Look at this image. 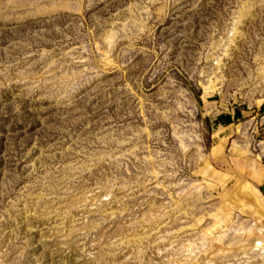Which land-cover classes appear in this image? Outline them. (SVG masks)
Instances as JSON below:
<instances>
[{
  "label": "rangeland",
  "instance_id": "rangeland-1",
  "mask_svg": "<svg viewBox=\"0 0 264 264\" xmlns=\"http://www.w3.org/2000/svg\"><path fill=\"white\" fill-rule=\"evenodd\" d=\"M263 187L264 0H0V264H264Z\"/></svg>",
  "mask_w": 264,
  "mask_h": 264
},
{
  "label": "crops",
  "instance_id": "crops-1",
  "mask_svg": "<svg viewBox=\"0 0 264 264\" xmlns=\"http://www.w3.org/2000/svg\"><path fill=\"white\" fill-rule=\"evenodd\" d=\"M241 118H242V114L239 111H235L233 116L225 117L228 123L239 121Z\"/></svg>",
  "mask_w": 264,
  "mask_h": 264
},
{
  "label": "trees",
  "instance_id": "trees-1",
  "mask_svg": "<svg viewBox=\"0 0 264 264\" xmlns=\"http://www.w3.org/2000/svg\"><path fill=\"white\" fill-rule=\"evenodd\" d=\"M218 122H219V123H225L226 125L229 124L228 121H227L225 118H220V119L218 120ZM262 191H263V193H264V187L262 188Z\"/></svg>",
  "mask_w": 264,
  "mask_h": 264
}]
</instances>
